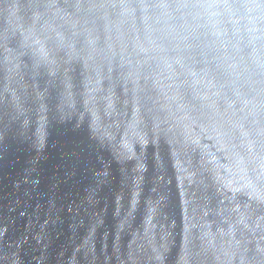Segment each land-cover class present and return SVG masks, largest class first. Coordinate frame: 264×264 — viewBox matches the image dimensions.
Here are the masks:
<instances>
[{
  "label": "water",
  "instance_id": "water-1",
  "mask_svg": "<svg viewBox=\"0 0 264 264\" xmlns=\"http://www.w3.org/2000/svg\"><path fill=\"white\" fill-rule=\"evenodd\" d=\"M0 264H264V0H0Z\"/></svg>",
  "mask_w": 264,
  "mask_h": 264
}]
</instances>
